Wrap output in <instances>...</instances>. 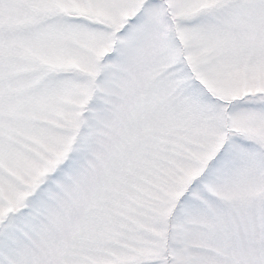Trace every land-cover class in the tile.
Listing matches in <instances>:
<instances>
[{
	"label": "snow or ice",
	"instance_id": "6c2138e0",
	"mask_svg": "<svg viewBox=\"0 0 264 264\" xmlns=\"http://www.w3.org/2000/svg\"><path fill=\"white\" fill-rule=\"evenodd\" d=\"M0 264H264V0H0Z\"/></svg>",
	"mask_w": 264,
	"mask_h": 264
}]
</instances>
